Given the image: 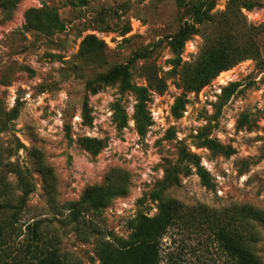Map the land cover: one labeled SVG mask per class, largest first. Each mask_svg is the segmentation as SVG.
<instances>
[{
    "label": "rangeland",
    "instance_id": "rangeland-1",
    "mask_svg": "<svg viewBox=\"0 0 264 264\" xmlns=\"http://www.w3.org/2000/svg\"><path fill=\"white\" fill-rule=\"evenodd\" d=\"M206 46L253 52L188 90ZM135 52L127 82L99 79ZM160 201L181 217L159 264H231L199 219L264 214V0H0V226L39 222L62 264H99L108 234ZM248 224L264 264V227Z\"/></svg>",
    "mask_w": 264,
    "mask_h": 264
},
{
    "label": "trees",
    "instance_id": "trees-1",
    "mask_svg": "<svg viewBox=\"0 0 264 264\" xmlns=\"http://www.w3.org/2000/svg\"><path fill=\"white\" fill-rule=\"evenodd\" d=\"M190 26L180 29L173 37L180 45L190 33ZM218 41L222 40L217 38ZM226 41V40H225ZM253 48L244 46L242 50L232 51L228 48L206 46L193 67L189 77H186V89L198 91L221 71H225L233 65V58L241 55H252ZM235 54V55H234ZM231 56V58H229ZM147 57L146 52H135L126 63L109 69L100 76V80L106 83L120 79L127 82L129 69L138 59ZM213 150L225 153L217 144L209 146ZM114 187V185H113ZM112 186L98 189L91 193L85 203L96 208L104 205L110 196ZM7 205L0 204V209ZM179 205L173 201H160L157 212L152 217L139 215L128 224L129 233L125 238L109 235V241L96 247V257L99 264H159L160 243L167 230L175 224L181 215ZM212 214V215H211ZM184 218V215L182 216ZM200 222H206L209 231L214 236L220 250L228 257L231 264H261L250 246L240 236L242 229L248 224V220L259 221L264 227V214L258 211L242 207L235 211L231 221L224 222L220 215L214 213L203 214ZM252 228L251 224H248ZM39 222L27 224L24 231L15 229L12 225L0 226V264H62L61 255L57 247L45 243L40 233ZM13 234V239L8 234ZM22 237L20 241H16ZM167 264H181V262L168 258Z\"/></svg>",
    "mask_w": 264,
    "mask_h": 264
}]
</instances>
